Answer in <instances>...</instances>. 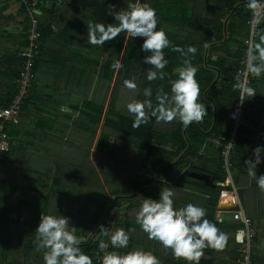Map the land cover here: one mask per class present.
I'll return each mask as SVG.
<instances>
[{
	"label": "trees",
	"instance_id": "obj_1",
	"mask_svg": "<svg viewBox=\"0 0 264 264\" xmlns=\"http://www.w3.org/2000/svg\"><path fill=\"white\" fill-rule=\"evenodd\" d=\"M12 2L9 0L0 10V27L18 22L23 29L19 37L27 39L31 24L26 11L21 10L16 20L4 13ZM147 2L157 10L158 28L168 34L173 45L197 48L196 55L188 58L198 68L200 102L207 108V115L201 124L188 128L175 121L157 123L155 118L133 127L135 116L127 105L148 99L143 95L148 87L152 89L154 105L161 90L170 94V82L177 78L184 57L171 47L165 49L169 61L164 70L165 79L149 82L146 72L151 66L143 63L149 54L141 51L143 38L129 39L121 33L103 47L88 44V24L115 23L110 8L126 9L129 0H73L69 5L40 10L35 16L40 25L42 51L36 60L29 99L18 124L0 120L11 140L10 150L0 152V264H43V252L37 251L34 242L42 214L69 218L75 234L86 242L82 250L93 258L94 264H101L99 241L109 240L101 235V225L112 231L123 228L130 233L129 248L119 250L122 254L141 249L153 252L160 264H186L149 240L136 223L143 199H158L166 188L173 191L178 209L188 203L204 207L207 218L230 236L223 251L206 249L200 264H233L242 257L239 251L242 244L235 241L242 226L229 221L219 224L216 220L222 190L218 183L226 179L220 150L216 158L202 156L200 150L208 136L226 135L231 130L228 113L235 108L240 94L235 85L237 72L242 69L241 61L246 56L245 42L252 13L246 7V0ZM61 17L71 26L67 46L62 50L66 59L54 65L56 89L50 84L43 85L44 88L39 83L43 78L39 71L47 57L44 45L55 35ZM260 31H264V23ZM8 58L15 60L12 55ZM118 60L123 64L120 69L114 67ZM4 63L5 56L0 59V109L6 108L16 96L23 72L21 68L4 73L1 71ZM125 81L134 82L136 88H126ZM253 87L257 93L246 102V119L251 126L238 133L233 171L243 151L252 148L260 134V118L264 113L260 93L264 78L255 79ZM50 90L83 100L81 106L71 105L79 114L76 118L64 116L69 128L61 133L52 127L58 120L53 112L46 109L35 113V104L42 102L41 97V106L50 109L67 103L52 101ZM73 194L84 197L93 213L69 212L63 201L67 199L71 203ZM245 205L254 223L263 224L261 216ZM257 234L256 242L258 228ZM253 263L264 264V260L258 261L253 256Z\"/></svg>",
	"mask_w": 264,
	"mask_h": 264
},
{
	"label": "clouds",
	"instance_id": "obj_2",
	"mask_svg": "<svg viewBox=\"0 0 264 264\" xmlns=\"http://www.w3.org/2000/svg\"><path fill=\"white\" fill-rule=\"evenodd\" d=\"M246 7L252 13L251 26L256 29L264 23V0H246ZM109 14L114 16L115 23L88 24V44L103 47L121 33L129 39L143 38L141 51L149 53L143 58V63L151 66L146 72L149 82L165 79L164 70L169 63L165 49L171 47L184 57L183 66L177 69V78L170 82V94L161 90L156 94L154 105L151 101L153 92L148 87L143 92L148 99L127 105L128 111L135 116L133 127L147 124L152 118L164 124L175 121L184 128L201 124L207 115V108L200 102L198 68L188 58L196 55L197 48L189 45L185 49L173 45L168 34L158 28L157 10L147 0H129L126 9L115 11L110 8ZM245 59L246 72L255 79L264 78V31L254 33L246 40ZM114 67L120 69L123 64L118 60ZM124 84L128 89L136 88L134 82L125 81ZM235 87L240 91L241 103L246 100L245 96L253 97L257 93L246 82H238ZM244 163L248 176L264 191V174L257 175V167L264 163V145L252 149V157ZM207 215L204 207L193 203L178 209L173 191L166 188L159 193L158 199L144 198L135 219L147 238L157 242L173 257L182 259L186 264H200L206 249L223 251L230 240V236ZM99 231L103 237H109L108 242L104 239L99 241V248L112 249L103 256L101 264H160V259L151 251L136 249L122 254L119 250L128 249L131 240L130 233L125 229L112 231L101 225ZM246 239L250 241V235L244 229L238 231L235 241L243 244ZM34 242L37 251L43 252V264H94L93 258L82 250V245L86 243L83 237L77 236L69 218L60 214H42L35 229Z\"/></svg>",
	"mask_w": 264,
	"mask_h": 264
},
{
	"label": "built area",
	"instance_id": "obj_3",
	"mask_svg": "<svg viewBox=\"0 0 264 264\" xmlns=\"http://www.w3.org/2000/svg\"><path fill=\"white\" fill-rule=\"evenodd\" d=\"M21 7L28 14L31 27L28 31V45L19 53V58L22 60V74L19 79L18 92L13 98L11 103L3 109H0V120L4 122L15 121L18 124L19 118L22 116L24 105L29 99L30 92L33 86L35 77L36 60L41 55L42 38L40 34V25L37 21L36 14L51 6H65L73 2V0H17ZM263 23L253 29L251 26L250 36L254 33H259ZM248 38V39H249ZM247 39V40H248ZM246 45V44H245ZM245 57L241 61L242 69L237 72V78L239 83H247L253 87L255 78L246 72ZM240 96V94H239ZM238 96L236 106L228 113L229 120L231 122V130L228 134L222 136L210 135L207 137L203 148L200 150L202 156L206 155L208 147H217L220 150V157L223 162V167L226 172V179L222 183H218V186L222 188L219 197L218 208L216 212V220L220 223H225L227 220L224 215L231 214L232 219L230 222L240 224L242 228L250 235V241L246 239L239 249L242 257L237 259L233 264H254L253 263V250L255 247L257 234V228L253 224V220L246 214L242 200L240 198V188L234 181L233 171V153L238 147L239 132L242 129L249 128L251 124L246 119L247 100L250 96H245L243 103ZM11 148L10 137L4 130L3 126H0V152H7ZM223 208L229 210L225 211ZM107 250H101L99 261H102L103 256L107 254Z\"/></svg>",
	"mask_w": 264,
	"mask_h": 264
},
{
	"label": "crops",
	"instance_id": "obj_4",
	"mask_svg": "<svg viewBox=\"0 0 264 264\" xmlns=\"http://www.w3.org/2000/svg\"><path fill=\"white\" fill-rule=\"evenodd\" d=\"M8 1L9 0L0 1V10L6 6V3ZM21 10H23V8L19 4V2L17 0H13V2L9 4L8 9L4 13L7 16H13L15 19L18 18V14ZM60 20L61 21L58 23L59 25L58 29H55L56 31L55 35L53 36V38L47 40V45H44L45 51L47 53V57L45 62L43 63V68L39 71L40 76L43 75V78L39 80L41 87L43 85L46 86V84H50L54 86L53 89H56L57 80L54 78V76L57 75V73L54 71V65L66 59L62 56V50L65 46H67V42H68L67 38L70 37L69 31L71 26L69 25V21L67 22L64 21L62 17ZM250 30H251V23H250ZM250 30H249L248 38L250 35ZM22 32L23 29L18 24V22L16 23L13 22L10 25H3L2 27H0V59H2L3 56H5V63L3 64L1 71L4 73L10 74L12 70L17 69L16 71H20L22 68V60L19 58L18 55L21 51H23L26 48V46L24 47V45H27V40H28V38L23 39L19 37ZM9 55L14 56L15 60L14 59L10 60L8 58ZM49 67H53V69ZM44 76H49V77L44 78ZM45 86L43 87L46 88ZM261 89L262 86L260 90ZM48 94L52 96L53 98L52 101L54 99L66 100L67 103L60 106L58 104L54 105L53 108L55 107L56 109H50L46 106H41L43 102V98L41 97L40 99H42V102H39L38 105L35 104V107H37L35 113H37L38 110L43 111L46 109H48L47 112H51V113L53 112V116L58 118V120L56 121L57 122L56 124L53 123L52 127L56 130V132L61 133L65 128H69L68 122L67 120L64 119V116L69 115L76 118L79 114L75 109H73L71 105L78 104L81 106L83 104V100L71 98V97H64L60 94L54 93L53 90L48 91ZM260 98L264 104V89L260 93ZM57 100H55V102H57ZM261 116L262 119L260 118L261 122L259 124L260 134L258 135L253 147L244 150L242 157L238 159V167L234 171V181L236 185L240 188V198L242 200L246 214H247V210L245 207L246 206L245 203L248 204L249 208L253 212H255L256 215L261 216L262 220L264 221V191L259 189L255 180H253L248 176V170L245 167V163H244L246 160L252 157V149H254L257 145H264V113ZM259 117L260 116L258 115V118ZM206 155L210 156L211 158H216L219 156V149L217 147L210 146L207 148ZM262 174H264V163H262L257 167V175L259 176ZM224 218L230 222L232 216L231 214H228V215H224ZM253 224L257 226L258 231L260 232L258 241L255 243L253 256H255V258L258 261L260 260L263 261L264 248H262V245H264V228H263L264 226L262 225L264 224V222L263 224H259L258 221L257 222L255 221V223L253 221Z\"/></svg>",
	"mask_w": 264,
	"mask_h": 264
},
{
	"label": "rangeland",
	"instance_id": "obj_5",
	"mask_svg": "<svg viewBox=\"0 0 264 264\" xmlns=\"http://www.w3.org/2000/svg\"><path fill=\"white\" fill-rule=\"evenodd\" d=\"M72 199L73 200L71 201V203H69L70 201L67 199H64L63 201V203L67 204L69 212H77L79 210L80 214L87 215L93 213L92 208L88 205V203H85L86 199L84 197L73 194Z\"/></svg>",
	"mask_w": 264,
	"mask_h": 264
},
{
	"label": "water",
	"instance_id": "obj_6",
	"mask_svg": "<svg viewBox=\"0 0 264 264\" xmlns=\"http://www.w3.org/2000/svg\"><path fill=\"white\" fill-rule=\"evenodd\" d=\"M225 211H227V210H229V209H227V208H223ZM230 211V210H229Z\"/></svg>",
	"mask_w": 264,
	"mask_h": 264
}]
</instances>
